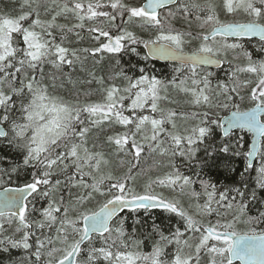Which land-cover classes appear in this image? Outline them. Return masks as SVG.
<instances>
[{"label": "snow or ice", "instance_id": "6c2138e0", "mask_svg": "<svg viewBox=\"0 0 264 264\" xmlns=\"http://www.w3.org/2000/svg\"><path fill=\"white\" fill-rule=\"evenodd\" d=\"M252 38L264 53V0H22L18 15L0 14V148L19 154L0 167V252L23 250L13 264H264V210L248 214L264 206V58L245 47ZM121 56L136 58L133 75ZM155 61L172 64L171 79ZM223 64L214 84L205 69ZM77 68L85 78L73 80ZM65 83L98 88L69 99ZM169 89L192 110L162 107ZM237 130L251 134L247 150ZM234 157L238 186L200 178L236 173ZM152 209L178 223L166 234L153 221L137 239L141 220L129 232L123 214Z\"/></svg>", "mask_w": 264, "mask_h": 264}, {"label": "trees", "instance_id": "16d2710c", "mask_svg": "<svg viewBox=\"0 0 264 264\" xmlns=\"http://www.w3.org/2000/svg\"><path fill=\"white\" fill-rule=\"evenodd\" d=\"M22 3V0H0V14H9L12 16L18 15L20 13V4ZM239 19V18H238ZM60 22H64L61 20ZM176 27H186V25L183 24L182 21H176ZM58 39V37H57ZM86 43V42H85ZM256 44V45H254ZM245 47L253 54L254 59H260L264 58V53L257 51L259 44L256 40H249L245 43ZM190 50V49H187ZM121 65L120 67H123L125 71L128 72L129 75H133V70L130 69L129 61L131 60L133 63L136 62L135 57H129V56H121ZM115 64V58L111 60H105L103 62L102 67L98 68L97 74L98 75H107V72L109 71L110 65ZM149 67H153V74L156 75L158 78L162 80H168L171 79L172 76V64L171 63H161L158 61L154 62V65H149ZM118 70V69H116ZM206 71H213L216 75L212 78L213 83L215 84L216 80H227L226 73L229 71V65L223 64L220 68L217 69H205ZM51 71L50 66L45 67V72ZM65 71H70L69 69L65 68ZM138 74V73H136ZM85 78V74L79 72L78 68L76 71L72 72V78L73 80H76L77 78ZM246 78L245 75H241V79ZM117 83H121V81H117ZM98 88V85L93 83L92 85L87 84H77L75 87H73L72 84L65 83L64 88L58 89L60 94L64 95L66 98H74L77 92L83 93L84 91H87L88 89H96ZM169 99L166 101L161 102L162 107L167 108H175L177 111H188L192 110L189 105L185 103V100L187 99L183 94L178 93L172 89H169L168 92ZM81 100L87 99L83 95L80 96ZM91 99H97L96 96L91 97ZM174 101V103L172 102ZM251 105L245 101V103L242 105V109L250 107ZM223 114V113H222ZM117 131H120L121 129L117 128ZM237 136H243L244 140L241 141L245 145V150L248 148L250 135L248 133H241L239 131H236ZM101 139H103V134L101 135ZM217 139L219 137L217 136ZM203 157V152L199 154ZM0 156L5 157V159L0 160V167L8 168L11 164V162L18 161L19 160V154L15 151L11 150L10 148H0ZM177 165L180 166V170L184 172L185 174H188L192 176L193 180H197L196 171L197 168L193 164L192 166H185L180 158H177L176 160ZM148 163H151L149 160ZM232 165L236 169V173H232L229 175L226 173L221 166H216L212 168H204L201 172L200 178L202 179H209L211 178L213 182H215L218 186L219 190H224L225 187H231L233 185L238 186V173L240 170L243 169L244 161L241 157H234L232 158ZM141 166H145V161L141 160ZM254 174V173H253ZM17 183H20V181H15L13 185L16 186ZM251 184V181H249ZM193 187L200 191V185L199 183H195ZM166 195H169L168 192L165 193ZM205 198L201 197L200 203H203V200ZM44 201H38L37 207H40L42 204H44ZM185 204H187V201L185 200ZM91 207V206H90ZM215 207V205H214ZM264 210V206H262L259 203H250L248 208V214L249 215H257L259 211ZM123 215H127V221H126V228L129 232H131V229L133 227V220L136 218H139L141 220V224L135 225L137 228V239H144L142 235V231H151V224L153 221L155 223L159 224L162 229L167 234L170 226L176 225L178 223V218L174 215L168 214L166 212H163L160 209H152L149 211L148 214H145L143 210H141L139 213L133 215L130 213L125 212ZM204 223H208L211 221L212 223H215V221L218 219L217 216L214 214L211 216L203 217L201 218ZM180 226L183 227L182 222H180ZM238 230L245 231L246 228L244 226H238ZM99 246V245H97ZM145 250H150L151 248V241L145 240L144 244ZM171 251V249H169ZM26 253L21 249H11L9 252L4 253L0 252V264H13L14 261L19 260L23 256H25ZM101 264L103 262L101 261ZM202 264H207L206 258L202 260ZM238 264V263H234Z\"/></svg>", "mask_w": 264, "mask_h": 264}, {"label": "water", "instance_id": "95a60500", "mask_svg": "<svg viewBox=\"0 0 264 264\" xmlns=\"http://www.w3.org/2000/svg\"><path fill=\"white\" fill-rule=\"evenodd\" d=\"M252 39H258V38H252ZM158 62L166 63V61H158ZM208 67H209V68H216V67H214V66H208ZM251 142H252V137H251V140H250L249 145L251 144ZM235 262H238V263H239V261H235Z\"/></svg>", "mask_w": 264, "mask_h": 264}, {"label": "rangeland", "instance_id": "374dc122", "mask_svg": "<svg viewBox=\"0 0 264 264\" xmlns=\"http://www.w3.org/2000/svg\"><path fill=\"white\" fill-rule=\"evenodd\" d=\"M254 45H256V44H254Z\"/></svg>", "mask_w": 264, "mask_h": 264}]
</instances>
